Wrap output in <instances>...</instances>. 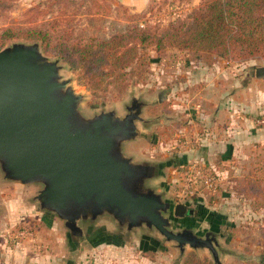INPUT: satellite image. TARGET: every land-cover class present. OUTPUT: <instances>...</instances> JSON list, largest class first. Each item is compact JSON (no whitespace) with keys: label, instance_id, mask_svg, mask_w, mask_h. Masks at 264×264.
<instances>
[{"label":"rangeland","instance_id":"1","mask_svg":"<svg viewBox=\"0 0 264 264\" xmlns=\"http://www.w3.org/2000/svg\"><path fill=\"white\" fill-rule=\"evenodd\" d=\"M201 5L202 0H8L0 2V52L15 44H39L46 58L59 62L62 79L70 80L76 93L84 96L80 109L88 117L108 111L124 117L133 100L143 102L141 117L145 122L138 126L144 136L125 144L124 153L138 162L146 157L153 165H163V176L150 185L166 201L175 206L187 205L194 211L188 218L198 219L196 233L204 236L211 231L212 217L223 223L217 235L222 264H264V144H251L240 154L213 152L205 159L204 150L200 151L205 149L204 139L199 142V138H207L208 121L218 105L210 96V68L219 62L232 69L231 85L224 88L233 95L240 90L236 79L244 72L255 77L256 70L264 67V60L227 62L200 58L176 48L168 47L159 54L148 48L142 51L147 60L133 65V75L123 94L109 92L96 98L79 85L69 65L44 50L41 41L26 37L7 42L2 39L8 28L47 31L51 47L59 43L82 46L95 39L125 34L133 27L164 35L173 25H188ZM259 105L264 107V99ZM219 119L216 124L221 127L224 118ZM200 169L216 178L215 189L203 187L195 176ZM247 181L252 184L251 192L239 189ZM41 189V185L9 183L0 169V264H9L8 256L10 264H27L28 259L32 264H54L57 258L61 259L55 264H65L64 248L70 253L68 231L63 222L40 210L34 198ZM101 225L108 231L92 239L84 236L73 245L103 248L98 253L104 264H134L141 258L153 264H216L209 250L187 247L181 253L176 243L167 242L156 230L146 227L126 232L106 218L82 222L80 227L86 233L89 227ZM172 229L178 232L182 226L173 223ZM22 232L32 235L22 237ZM153 245H158L157 249ZM84 246L76 248L82 251ZM16 253L22 255L18 262L14 260Z\"/></svg>","mask_w":264,"mask_h":264},{"label":"water","instance_id":"2","mask_svg":"<svg viewBox=\"0 0 264 264\" xmlns=\"http://www.w3.org/2000/svg\"><path fill=\"white\" fill-rule=\"evenodd\" d=\"M61 70L37 43L15 44L0 52L3 179L42 186L34 199L41 211L64 223L73 258L81 252L76 247L84 246L73 245L78 240L108 231L101 225L84 233L80 224L106 218L126 232L156 230L181 253L187 247L207 249L214 262L222 264L217 235L223 223L213 218L211 231L196 233L198 219L185 217L188 206L173 205L150 185L163 176V165H153L146 157L138 162L123 151L125 144L144 136L138 124L145 122V104L133 100L124 117L116 111L88 117L80 109L84 96L62 79ZM256 77L264 79V67L256 70ZM173 223L182 229L175 232Z\"/></svg>","mask_w":264,"mask_h":264},{"label":"trees","instance_id":"3","mask_svg":"<svg viewBox=\"0 0 264 264\" xmlns=\"http://www.w3.org/2000/svg\"><path fill=\"white\" fill-rule=\"evenodd\" d=\"M3 35V42L18 37L41 41L44 50L69 65L79 85L97 98L109 92L123 94L133 75V65L147 60L142 51L148 48L158 54L168 47L176 48L200 58L227 62L264 60V0H202L188 25H173L164 35L133 27L125 34L95 39L82 46L59 43L51 47L49 33L39 28H8ZM244 188L251 192L252 184H240L239 189ZM153 247L157 249L158 245Z\"/></svg>","mask_w":264,"mask_h":264},{"label":"crops","instance_id":"4","mask_svg":"<svg viewBox=\"0 0 264 264\" xmlns=\"http://www.w3.org/2000/svg\"><path fill=\"white\" fill-rule=\"evenodd\" d=\"M231 70L227 65L220 66L219 62H216L210 68L211 72L208 77L210 84H212V94L210 96L214 98V104L217 103L218 105H216L212 120L208 121V129L210 130L207 138H199V142H203V139L205 142V145H203L205 149L200 150L201 152L204 150L202 157H205V159L213 152L222 151V155L240 154V152L245 153L251 144L256 143L255 146L258 147L264 144V128L256 125L257 116L264 113V107L260 108L259 105L264 99V80H259L256 76H249L248 73L244 72L236 79L240 90L233 95L228 94L224 87L231 85ZM227 79L228 81H226ZM220 117L224 118L221 127L216 124ZM201 160L203 161V159ZM145 246L147 247V245ZM100 250L103 252V248L100 249V247L92 245V247L85 248L73 258L64 248L67 257L65 264H104V260L98 253ZM14 256H17L14 259L17 262L22 257L19 253L14 254ZM7 258L10 264L11 258L9 256ZM60 259H54V264ZM31 262V259H28L27 264H32ZM134 264L153 263L146 258H141L140 261H135Z\"/></svg>","mask_w":264,"mask_h":264},{"label":"built area","instance_id":"5","mask_svg":"<svg viewBox=\"0 0 264 264\" xmlns=\"http://www.w3.org/2000/svg\"><path fill=\"white\" fill-rule=\"evenodd\" d=\"M256 125L260 128H264V116H260L256 119ZM195 176L199 177L201 180V184L205 189L213 190L215 189L216 186V178L213 177L212 175H209L207 173H204L202 169L195 171ZM192 181V179H189ZM27 233L32 235V233L29 232H22L21 235L22 237H26Z\"/></svg>","mask_w":264,"mask_h":264},{"label":"flooded vegetation","instance_id":"6","mask_svg":"<svg viewBox=\"0 0 264 264\" xmlns=\"http://www.w3.org/2000/svg\"><path fill=\"white\" fill-rule=\"evenodd\" d=\"M190 211H191V210H189V209L187 210V212H186V214H185L187 217H188V216H193V214H192V215L189 214ZM216 215H217V214H216ZM216 215H215V216H216ZM209 222H210V220H209Z\"/></svg>","mask_w":264,"mask_h":264}]
</instances>
